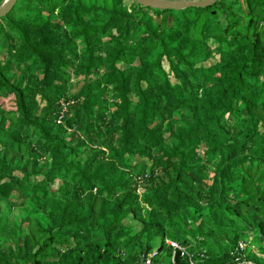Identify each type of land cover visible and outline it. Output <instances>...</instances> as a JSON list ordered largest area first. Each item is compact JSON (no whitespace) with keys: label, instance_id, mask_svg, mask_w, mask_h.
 Listing matches in <instances>:
<instances>
[{"label":"trees","instance_id":"1","mask_svg":"<svg viewBox=\"0 0 264 264\" xmlns=\"http://www.w3.org/2000/svg\"><path fill=\"white\" fill-rule=\"evenodd\" d=\"M263 187L264 0L0 17V264H165L169 240L197 264H264ZM217 203L232 245L212 253L195 223Z\"/></svg>","mask_w":264,"mask_h":264},{"label":"rangeland","instance_id":"2","mask_svg":"<svg viewBox=\"0 0 264 264\" xmlns=\"http://www.w3.org/2000/svg\"><path fill=\"white\" fill-rule=\"evenodd\" d=\"M84 1L88 4L96 3L98 5H102L106 3L108 0H84ZM230 211H231L230 213L227 212L228 215H232L233 217L237 215L235 211L234 212L232 210ZM240 212L242 213L240 217H243L244 223H239L236 225V227L240 228L243 232H245L246 230L245 224L252 223L253 219H252V215L248 214L246 210ZM12 213H13L12 215L13 219L16 216L25 218L27 215H29V211L20 208L14 209ZM225 214H226V209L223 203H217L213 208H211V205L206 206L200 209L199 211H197L196 215L198 216L199 220H197L195 224L197 225V228L200 229V231H195V232L198 237L197 239L200 240L201 243L206 244V246L202 249L206 251H210L212 253H217L222 249H229L230 245H232L231 241L229 240V237H227L224 234L226 227ZM167 242H172V241L169 240ZM168 263L169 262H166L165 264Z\"/></svg>","mask_w":264,"mask_h":264},{"label":"water","instance_id":"3","mask_svg":"<svg viewBox=\"0 0 264 264\" xmlns=\"http://www.w3.org/2000/svg\"><path fill=\"white\" fill-rule=\"evenodd\" d=\"M138 4L157 10H185L189 8H206L216 4L222 0H137ZM17 0H8L6 4L0 8V17H5L16 5ZM149 251L146 253L147 256ZM145 258L141 260V264H145Z\"/></svg>","mask_w":264,"mask_h":264},{"label":"built area","instance_id":"4","mask_svg":"<svg viewBox=\"0 0 264 264\" xmlns=\"http://www.w3.org/2000/svg\"><path fill=\"white\" fill-rule=\"evenodd\" d=\"M167 245L174 249L173 256L171 257V260L168 264H178L176 261V254L177 252L181 253V257L185 258L187 260V264H197L193 256L188 252V250L182 246H180L178 243L175 242H167ZM249 248V244L247 242L241 241L239 243L237 251L239 254L245 255L247 249ZM157 251H153L152 253H148V255L145 257V264H154V257L156 256ZM249 264H253L252 262H249Z\"/></svg>","mask_w":264,"mask_h":264}]
</instances>
